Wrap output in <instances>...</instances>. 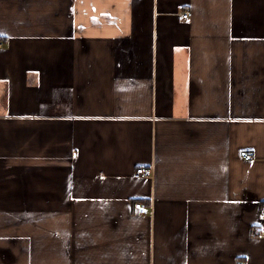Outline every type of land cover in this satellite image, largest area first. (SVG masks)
I'll return each instance as SVG.
<instances>
[{
  "label": "crops",
  "instance_id": "obj_1",
  "mask_svg": "<svg viewBox=\"0 0 264 264\" xmlns=\"http://www.w3.org/2000/svg\"><path fill=\"white\" fill-rule=\"evenodd\" d=\"M0 33V264H264V0H0Z\"/></svg>",
  "mask_w": 264,
  "mask_h": 264
},
{
  "label": "built area",
  "instance_id": "obj_2",
  "mask_svg": "<svg viewBox=\"0 0 264 264\" xmlns=\"http://www.w3.org/2000/svg\"><path fill=\"white\" fill-rule=\"evenodd\" d=\"M189 15L188 12H184L183 16L187 17ZM3 45L2 42H0V47ZM252 156L251 153H246L245 154V158H250ZM151 173V168L149 166H139L136 168L135 172H134V176L136 177H145L148 176ZM135 206L137 208H141V207H145V203L138 201L135 203ZM237 264H244L243 261H238Z\"/></svg>",
  "mask_w": 264,
  "mask_h": 264
},
{
  "label": "snow or ice",
  "instance_id": "obj_3",
  "mask_svg": "<svg viewBox=\"0 0 264 264\" xmlns=\"http://www.w3.org/2000/svg\"><path fill=\"white\" fill-rule=\"evenodd\" d=\"M4 34L3 33H0V36H3Z\"/></svg>",
  "mask_w": 264,
  "mask_h": 264
}]
</instances>
